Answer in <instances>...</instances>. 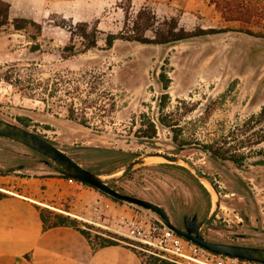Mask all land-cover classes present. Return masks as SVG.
Returning a JSON list of instances; mask_svg holds the SVG:
<instances>
[{"label":"rangeland","instance_id":"374dc122","mask_svg":"<svg viewBox=\"0 0 264 264\" xmlns=\"http://www.w3.org/2000/svg\"><path fill=\"white\" fill-rule=\"evenodd\" d=\"M4 1L9 22L32 20L40 31L0 27V120L98 174L142 153L186 159L219 192L205 237L246 234L251 239L234 242L264 248V0H223L227 8L246 6L256 15L251 24L224 20L213 0H131L132 13L145 4L158 18L176 17L187 31H226L162 46L116 40L110 48L104 38L120 31L119 3L126 0ZM77 22H96L100 34L85 52L73 40L68 56L62 51L67 28ZM52 167L0 138V176H52ZM111 186L160 205L177 225L179 216L202 220L211 208L198 182L166 162L142 166ZM122 205L124 216L142 210Z\"/></svg>","mask_w":264,"mask_h":264},{"label":"crops","instance_id":"0c3cea01","mask_svg":"<svg viewBox=\"0 0 264 264\" xmlns=\"http://www.w3.org/2000/svg\"><path fill=\"white\" fill-rule=\"evenodd\" d=\"M0 189V264H144L125 246L93 248L71 227H43L41 209L95 227L124 217V205L95 189L57 174L3 175Z\"/></svg>","mask_w":264,"mask_h":264},{"label":"water","instance_id":"95a60500","mask_svg":"<svg viewBox=\"0 0 264 264\" xmlns=\"http://www.w3.org/2000/svg\"><path fill=\"white\" fill-rule=\"evenodd\" d=\"M0 138L18 143L41 155L53 164L52 168L55 172L66 178L84 183L117 202L127 206L140 208L158 216L159 223H161L164 227L181 238L188 240L209 252L264 264V248L214 243L209 242L204 238V234L208 226L218 213L220 207L219 193L208 177H206L194 163L186 159L160 152L142 153L112 173L98 174L82 167L54 144L18 125L0 120ZM153 157L161 158L166 163L188 171L209 195L211 208L205 220L201 224L196 222L195 217L184 218L183 229H179L171 223L169 217L160 205L146 199L120 193L110 186L111 184L125 178L134 170L150 164V158Z\"/></svg>","mask_w":264,"mask_h":264},{"label":"trees","instance_id":"16d2710c","mask_svg":"<svg viewBox=\"0 0 264 264\" xmlns=\"http://www.w3.org/2000/svg\"><path fill=\"white\" fill-rule=\"evenodd\" d=\"M213 2L222 18L226 21H239L248 24L255 21L256 15L248 13L246 6L227 8V3L223 0H213ZM119 7L123 14L122 26L118 33L106 35L104 38L106 48H110L116 40L140 45H174L188 39L226 31V29L202 30L200 28L187 31L182 27H179L178 19L176 17L158 18L152 8L145 4L132 13L131 0H126L125 4L119 3ZM8 24L13 27L14 31H21L28 26L35 27L37 32L40 31V26L32 20L16 18L9 22V4L4 0H0V27ZM247 31L250 32V30ZM67 32L69 33V39L62 51L67 52L66 55L68 56L75 53L74 46L72 45L73 40H76L79 43L81 46V52H85L96 47L98 36L100 34L96 22H77L75 24H70L68 25ZM6 77L7 76H5L4 79H6ZM150 126L153 128L152 124H150ZM152 131H154V129ZM115 169L114 166H111L109 170L104 171V174L112 173ZM55 174L64 177L57 172H55ZM3 197L4 194L0 192V199ZM108 199L117 202L112 198L108 197ZM117 203L122 204L120 202ZM39 216L44 228L57 226L71 227L80 233L93 248H103L117 244L115 240L102 236L101 234H105L104 232L98 231L97 233H92L93 226L85 225L68 216L53 213L45 209L39 211ZM144 264L165 263L155 257L147 256Z\"/></svg>","mask_w":264,"mask_h":264},{"label":"built area","instance_id":"2783aa9c","mask_svg":"<svg viewBox=\"0 0 264 264\" xmlns=\"http://www.w3.org/2000/svg\"><path fill=\"white\" fill-rule=\"evenodd\" d=\"M97 227L105 233L102 236L129 248L142 261L150 256L165 264H261L209 252L176 235L144 210Z\"/></svg>","mask_w":264,"mask_h":264},{"label":"flooded vegetation","instance_id":"af4514ba","mask_svg":"<svg viewBox=\"0 0 264 264\" xmlns=\"http://www.w3.org/2000/svg\"><path fill=\"white\" fill-rule=\"evenodd\" d=\"M184 170V169H183ZM186 171V170H185ZM188 172V171H187ZM202 172V171H201ZM189 173V172H188ZM203 173V172H202ZM190 174V173H189ZM204 174V173H203ZM191 175V174H190ZM205 175V174H204ZM192 176V175H191ZM206 176V175H205ZM193 177V176H192ZM207 177V176H206ZM194 178V177H193ZM195 179V178H194ZM209 179V178H208ZM196 180V179H195ZM210 180V179H209ZM197 181V180H196ZM211 181V180H210ZM198 182V181H197ZM212 182V181H211ZM199 184V183H198ZM213 184V183H212ZM112 185V184H111ZM110 185V186H111ZM200 185V184H199ZM214 185V184H213ZM201 186V185H200ZM112 187V186H111ZM216 187V186H215ZM201 188H202V186H201ZM203 189V188H202ZM217 189V188H216ZM204 190V189H203ZM205 191V190H204ZM206 192V191H205ZM219 193V192H218ZM124 194V193H123ZM128 195V194H127ZM133 196V195H132ZM135 197H137V196H135ZM138 198H141V197H138ZM141 199H145V198H141ZM152 202V201H151ZM154 203V202H153ZM156 204V203H155ZM162 208V207H161ZM163 210H164V212L167 214V216L169 217V219H170V221H171V223L175 226V227H177V228H179V229H183V226H184V224H183V219L184 218H192V217H195L196 218V222L198 223V224H201L204 220H205V218L204 219H202V220H199L198 218H197V216L195 215V214H193V215H191V216H188V215H186V214H184V215H181V216H179L178 218H181V220H180V222L178 223V225L177 224H175V219H172L169 215H168V213H167V211L164 209V208H162ZM151 215H152V213H151ZM154 215V214H153ZM156 216V215H155ZM157 218H158V216H156ZM155 220H156V218H154ZM213 222V221H212ZM212 222L210 223V225L208 226V228H207V230H206V232H205V234H204V238L207 240V241H209L206 237H205V235H206V233H207V231H209L210 230V226H211V224H212ZM227 238H228V240H217V241H215L214 243H226V244H234V245H240V246H248V247H256V248H262L261 246H253V245H247V244H242V243H238V242H234L235 240H237V239H240L241 241H247L248 239H251L249 236H247L246 234L245 235H239L238 237H236V236H234L233 238H230V237H228V236H226ZM209 242H212V241H209ZM244 243H246V242H244Z\"/></svg>","mask_w":264,"mask_h":264},{"label":"bare ground","instance_id":"6f19581e","mask_svg":"<svg viewBox=\"0 0 264 264\" xmlns=\"http://www.w3.org/2000/svg\"><path fill=\"white\" fill-rule=\"evenodd\" d=\"M150 160H151V163H161V162H164L163 159L158 158V157L150 158ZM206 186H207V185H206ZM0 191H1V192H5V191H2L1 189H0Z\"/></svg>","mask_w":264,"mask_h":264}]
</instances>
